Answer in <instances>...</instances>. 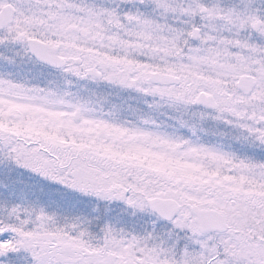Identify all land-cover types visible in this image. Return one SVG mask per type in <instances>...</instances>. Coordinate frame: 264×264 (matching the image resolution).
<instances>
[{"label": "snow or ice", "instance_id": "snow-or-ice-1", "mask_svg": "<svg viewBox=\"0 0 264 264\" xmlns=\"http://www.w3.org/2000/svg\"><path fill=\"white\" fill-rule=\"evenodd\" d=\"M0 264H264V0H0Z\"/></svg>", "mask_w": 264, "mask_h": 264}]
</instances>
